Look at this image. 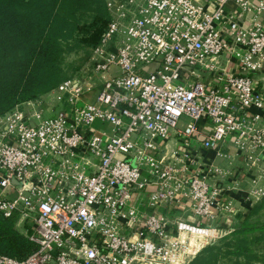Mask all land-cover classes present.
<instances>
[{
  "label": "built area",
  "instance_id": "1",
  "mask_svg": "<svg viewBox=\"0 0 264 264\" xmlns=\"http://www.w3.org/2000/svg\"><path fill=\"white\" fill-rule=\"evenodd\" d=\"M216 2L106 0L102 39L56 105L0 116V212L37 245L0 264H188L218 235L234 206L215 181L231 172L204 153L264 157V0Z\"/></svg>",
  "mask_w": 264,
  "mask_h": 264
},
{
  "label": "trees",
  "instance_id": "2",
  "mask_svg": "<svg viewBox=\"0 0 264 264\" xmlns=\"http://www.w3.org/2000/svg\"><path fill=\"white\" fill-rule=\"evenodd\" d=\"M109 21L106 0H0V116L72 78L83 65L69 69L67 55L87 44L88 59ZM260 207L249 208L244 224ZM16 221L0 212V255L24 259L37 245ZM249 232L235 228L233 238L207 245L188 264H219L229 254L243 258L237 264H254Z\"/></svg>",
  "mask_w": 264,
  "mask_h": 264
},
{
  "label": "rangeland",
  "instance_id": "3",
  "mask_svg": "<svg viewBox=\"0 0 264 264\" xmlns=\"http://www.w3.org/2000/svg\"><path fill=\"white\" fill-rule=\"evenodd\" d=\"M88 50L89 46L87 44H83L82 47H77L72 50L66 57V66H68L69 69H72L74 66L84 65L88 60ZM189 120V118L183 117L180 120V124L182 123L185 125ZM213 159L216 160V158ZM245 162V164L251 168V171L249 172L250 176H246L250 185L248 190L242 191L245 199H242V202L239 198L234 199L233 196L227 194L229 195L228 199L232 201L235 209L233 208L230 212H226L225 215H223L224 219L221 220L220 218L215 222V228L220 232H218V235L215 238H208L209 243H206L204 246L206 247L210 244L223 245L225 241H229L233 238V231L235 228H241L245 231H250L248 233V236L251 237L250 247L253 253L257 255V258L252 262L254 264H264V157L257 158V162L254 165L247 161ZM216 164L221 166V160L216 162ZM221 182H224V180L221 181V177L218 176L215 184L218 183L221 187ZM256 203H261V207L249 218L248 224H244V217L248 214L249 208ZM233 212L235 213L233 214ZM182 236L184 238L186 237V234ZM189 239L192 240L193 238L190 237ZM194 256L195 255H191V257ZM237 260L244 262L243 258H238L233 254L224 255L219 264H237Z\"/></svg>",
  "mask_w": 264,
  "mask_h": 264
},
{
  "label": "crops",
  "instance_id": "4",
  "mask_svg": "<svg viewBox=\"0 0 264 264\" xmlns=\"http://www.w3.org/2000/svg\"><path fill=\"white\" fill-rule=\"evenodd\" d=\"M203 1L206 4H208L211 8H214L217 4L216 0H203ZM229 7L233 8L234 13H237L236 7L233 3H230ZM250 15L253 18L255 14L253 12ZM256 19H258L264 23V15H261V14L257 15ZM252 76L255 80L256 87L259 90L263 91V93H264V66L262 67L261 70L254 72L252 74ZM39 99H42L43 101H45L44 106L47 107L48 109H51L57 103L56 100L52 96V91L42 95ZM24 105H26V104H24ZM56 108H59V105H57ZM253 112H257V110L253 109ZM262 115H263V120L261 121V123L264 124V112H262ZM228 147L229 146L223 147L224 152H228V151L231 153L236 152V150H234L233 148H228ZM236 157H238V159L233 161V163L231 165H229L227 159H225L223 157H221V158L217 157L216 158L213 151H208V152L204 153V160L205 161H211V160H213V158H216V160H214V161L218 162L221 160V166L222 167H228V166L230 167L231 175H229L227 177V179L224 180L225 183L221 182V189L223 190V192L226 196L231 195V196H233L234 199L239 198V200L243 202L242 199H245V196H244L242 191L248 190V187L250 185L249 184L250 182L247 181V177L250 176L249 172L251 171V168L247 164H245L246 162H245V159L242 155L238 154ZM227 194H229V195H227ZM236 211H237V209H236ZM234 213L235 212H233V214ZM181 214L187 220H189L191 222L202 223L201 219L197 218V216H194V214L191 212V210L188 207L184 211H181ZM222 219H224L223 215H221V220Z\"/></svg>",
  "mask_w": 264,
  "mask_h": 264
}]
</instances>
